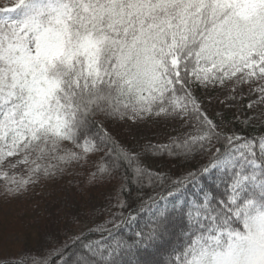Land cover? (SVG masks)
Instances as JSON below:
<instances>
[{
    "label": "snow or ice",
    "instance_id": "6c2138e0",
    "mask_svg": "<svg viewBox=\"0 0 264 264\" xmlns=\"http://www.w3.org/2000/svg\"><path fill=\"white\" fill-rule=\"evenodd\" d=\"M244 84L259 93L247 107L264 108V0L0 5L5 194L18 196L40 177L63 174L96 152L104 153V162L89 183L118 182L120 188L117 211L95 229L99 239L69 238L74 258L68 259L65 241L43 258L18 264H159L150 257L176 229L179 244L169 264H264V126L252 135L249 120L259 117L245 118L240 130L222 125L209 118L197 94L235 92ZM159 119L178 122L177 134L149 141L141 151L119 139L124 125ZM186 128L194 131L179 130ZM157 154L206 162L177 175L145 163ZM21 167V173L11 171ZM126 185L147 196L135 214L124 212ZM189 186L198 191L188 195ZM141 213L148 217L142 228L131 238L118 235Z\"/></svg>",
    "mask_w": 264,
    "mask_h": 264
},
{
    "label": "trees",
    "instance_id": "16d2710c",
    "mask_svg": "<svg viewBox=\"0 0 264 264\" xmlns=\"http://www.w3.org/2000/svg\"><path fill=\"white\" fill-rule=\"evenodd\" d=\"M259 108L260 107L257 106L253 107V109ZM220 119H222L221 116L214 118L218 123H220ZM193 123L195 122L193 121ZM262 126H264V122L253 124L246 129V132L255 135ZM182 131L194 130L186 128ZM119 139H121V137H119ZM143 145L139 151L142 150ZM68 146L71 147V145ZM103 156L104 153L102 152L89 154L86 163L82 161L80 164L69 166L63 174H57L54 178L40 177L37 183L29 185L27 191L15 197L5 194V183L3 182L0 188V246H10L8 242L13 235L16 237L24 236L29 245L34 246L35 243H37L40 231L47 228L48 219L45 211L46 205L56 196L61 195L65 189L71 190L77 202L81 203L83 215L73 220L63 218L59 221L54 229L52 237L48 238L47 242L42 243L40 251L37 252L38 255L27 253L19 256H3V259L0 260V264H18L19 260L24 257L31 258L34 256L38 259L43 258L53 245L59 246L65 241H69L70 247L67 249L69 253L68 259H72L74 258L73 253L76 246L71 245L70 237L74 234H82L87 240H96L100 238V234L96 232L95 229L99 225L106 224L111 217V213L117 211L114 207L115 196L116 193L120 191L118 182H113L111 184L107 181L89 183L90 174L96 171L99 164L104 162L102 159ZM146 161L160 162L164 164L168 170L171 169L172 172L179 175L206 162V157L204 159L198 157L188 163L172 160L167 156L161 157L157 154L156 156L148 158ZM203 183L207 184L210 183V181L205 179ZM125 187L128 190L122 193L121 198L127 202L128 207L124 209V212L127 213L131 211L135 214V210L139 207L141 197L147 199V196L139 192L135 185H126ZM197 191L198 188L189 186L187 193L191 196ZM222 192L223 188L218 189V196ZM89 198H92L96 203V209L93 211L87 204V200H90ZM147 219V214L141 213L137 221L123 227L118 235L131 238L134 231L142 228L147 222ZM9 224H11L12 229L7 226ZM4 227L9 231L6 232ZM175 231V236L167 237L165 241L160 242L158 250H155L154 255L150 257V259L159 262V264H169L172 249L179 244L181 230L176 229ZM11 251L12 250H9L8 252ZM56 264H62V261L57 259Z\"/></svg>",
    "mask_w": 264,
    "mask_h": 264
},
{
    "label": "rangeland",
    "instance_id": "374dc122",
    "mask_svg": "<svg viewBox=\"0 0 264 264\" xmlns=\"http://www.w3.org/2000/svg\"><path fill=\"white\" fill-rule=\"evenodd\" d=\"M0 5L9 3V0H0ZM253 85L244 84L239 86L235 92H231L226 89H200L198 90V96L204 109H206L209 118L214 119L217 116H221L220 123L227 125L228 127L236 126L237 130H240L239 125L243 123L247 117H259V119H250L249 124H258L264 122V108L249 109L247 105L256 101L259 97V93L250 91ZM235 97L232 99L231 97ZM240 117L239 122L230 123L234 121V117ZM225 119V120H223ZM179 123L176 121H165L164 119L149 120L139 124L138 126L124 125L119 128V137L122 140H127L135 146L136 150L139 151L143 144L151 142H165L169 136H175ZM182 131L183 129H179ZM152 169L160 171H167V167L160 162L145 161ZM13 172H21L23 168H17L11 170ZM3 180H0V188L3 185ZM87 200L89 208L93 211L96 209V203L92 198ZM47 221V228L40 231L37 243L34 246L29 245L25 237H16L13 235L10 238L8 244L10 246H0V255L2 256H16L30 253L32 255H38L43 242H47V239L52 237L54 229L59 221L63 218L73 220L76 217L83 215L81 203L77 202L75 197L72 195L71 190H63L61 195L56 196L49 204L45 207ZM12 229L11 224L7 225ZM5 231H9L5 228ZM33 234V233H32ZM7 247V248H6ZM12 250L11 252H8ZM47 250V249H44ZM34 257V256H33Z\"/></svg>",
    "mask_w": 264,
    "mask_h": 264
}]
</instances>
